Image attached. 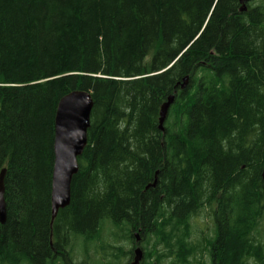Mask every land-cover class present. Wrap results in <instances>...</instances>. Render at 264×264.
<instances>
[{"label":"trees","instance_id":"obj_1","mask_svg":"<svg viewBox=\"0 0 264 264\" xmlns=\"http://www.w3.org/2000/svg\"><path fill=\"white\" fill-rule=\"evenodd\" d=\"M245 8L0 0V264H93L75 248L87 253L105 228L130 242L137 231L159 263L205 252L209 264H264V0ZM72 91L90 93V126L50 225L55 113ZM201 212L205 250L190 224ZM117 248H101L105 264H120Z\"/></svg>","mask_w":264,"mask_h":264},{"label":"water","instance_id":"obj_2","mask_svg":"<svg viewBox=\"0 0 264 264\" xmlns=\"http://www.w3.org/2000/svg\"><path fill=\"white\" fill-rule=\"evenodd\" d=\"M251 0H240L241 12L246 10L245 4ZM187 85V78L183 79L180 89ZM175 95L167 98L161 106L159 114V130H163V123L168 110L174 102ZM93 101L88 92L73 91L62 97L57 105L54 120L53 143V172L51 184V220L53 221L59 210L66 208L70 203V185L73 176L78 171L77 159L82 155L87 144V130L90 126V114ZM5 171L0 172V224L6 220L3 180ZM264 182V170L261 173ZM155 185V182L152 186ZM135 244L140 243L139 234H134ZM143 252L140 247L134 250V259L131 264H140Z\"/></svg>","mask_w":264,"mask_h":264},{"label":"rangeland","instance_id":"obj_3","mask_svg":"<svg viewBox=\"0 0 264 264\" xmlns=\"http://www.w3.org/2000/svg\"><path fill=\"white\" fill-rule=\"evenodd\" d=\"M191 224V232H192V240L195 241V243H199L202 245V249L205 250L207 246V238L213 236V227L210 222V219L207 217L206 212H201L197 217L193 218L190 221ZM111 233V231H109ZM106 228L103 230L102 235L97 238L94 243L89 244L88 247V254L85 253V249L82 245L76 246L77 250L75 248V262L79 263L84 259V255L86 256L85 259L89 263L93 264H105L106 261H104V258L101 255V248L108 246H115L118 247L116 253L122 261L120 264H130L132 262L133 258V250H134V241L135 238H133V242H130L127 240V232H119L117 233V236L115 234H110ZM261 235L263 236L262 240H264V218L262 220V228H261ZM137 233V231H133V234ZM140 237V234H139ZM138 247L143 252V259L140 264H175L176 258L172 259V256L164 257V260H162L161 263L157 261L156 257H154L156 250L154 249V243L152 242H141L138 244ZM177 249V248H176ZM178 250V249H177ZM177 250L176 256H177ZM203 250V252H204ZM232 250V247L229 248V251ZM106 251V249H105ZM131 251V256L128 254ZM147 252V253H146ZM166 254V253H165ZM161 255H164V253H161ZM146 257V258H145ZM180 258V257H179ZM175 259V260H174ZM191 264H209V258L204 252L202 256L198 253L197 257L195 259H191ZM108 262V261H107Z\"/></svg>","mask_w":264,"mask_h":264},{"label":"bare ground","instance_id":"obj_4","mask_svg":"<svg viewBox=\"0 0 264 264\" xmlns=\"http://www.w3.org/2000/svg\"><path fill=\"white\" fill-rule=\"evenodd\" d=\"M247 4H248V3H247ZM183 49H184V48H183ZM160 70H161V69H160ZM200 70H201V69H200ZM142 74H143V73H142ZM72 92H73V91H72ZM70 93H71V92H70ZM68 94H69V93H68ZM89 94H90V93H89ZM63 97H64V96H63ZM171 108H172V107H171ZM174 109H177V108L174 107ZM52 172H53V171H52ZM76 174H77V173H76ZM74 176H75V175H74ZM71 181H72V180H71ZM51 182H52V178H51ZM51 184H52V183H51ZM70 186H71V185H70ZM150 186H151V187H154V186H152V185H150ZM148 187H149V186H147L146 189H148ZM70 191H71V190H70ZM50 195H51V193H50ZM54 219H55V218H54ZM53 221H54V220H53ZM53 221L50 219V225L52 224ZM0 225H1V224H0ZM135 234H136V233H135ZM84 243H85V242H84ZM146 253H147V252H146ZM145 258H146V257H145ZM133 259H134V257H133ZM132 261H133V260H132ZM131 263H132V262H131ZM131 263H130V264H131Z\"/></svg>","mask_w":264,"mask_h":264},{"label":"flooded vegetation","instance_id":"obj_5","mask_svg":"<svg viewBox=\"0 0 264 264\" xmlns=\"http://www.w3.org/2000/svg\"><path fill=\"white\" fill-rule=\"evenodd\" d=\"M133 237H134V234H133ZM136 247H138V245H136L135 241H134V250H135ZM134 250H133V257H134ZM132 260H133V258H132Z\"/></svg>","mask_w":264,"mask_h":264}]
</instances>
